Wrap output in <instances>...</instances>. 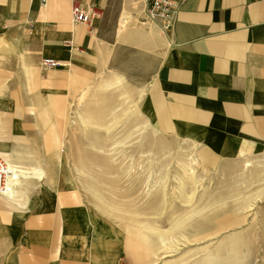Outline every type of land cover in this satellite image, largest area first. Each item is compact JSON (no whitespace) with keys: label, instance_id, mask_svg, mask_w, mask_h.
<instances>
[{"label":"crops","instance_id":"0c3cea01","mask_svg":"<svg viewBox=\"0 0 264 264\" xmlns=\"http://www.w3.org/2000/svg\"><path fill=\"white\" fill-rule=\"evenodd\" d=\"M78 1L102 12L93 27L73 22ZM134 1L0 0V156L15 175L0 194V264H137L125 231L80 200L63 135L79 87L117 48H165L146 110L204 165L264 157V0H186L168 33L142 23Z\"/></svg>","mask_w":264,"mask_h":264},{"label":"rangeland","instance_id":"374dc122","mask_svg":"<svg viewBox=\"0 0 264 264\" xmlns=\"http://www.w3.org/2000/svg\"><path fill=\"white\" fill-rule=\"evenodd\" d=\"M164 50L117 48L79 87L63 134L79 198L125 231L137 264H264V157L207 166L192 141L160 131L144 97Z\"/></svg>","mask_w":264,"mask_h":264},{"label":"built area","instance_id":"2783aa9c","mask_svg":"<svg viewBox=\"0 0 264 264\" xmlns=\"http://www.w3.org/2000/svg\"><path fill=\"white\" fill-rule=\"evenodd\" d=\"M144 8L139 20L146 25L159 24L164 33L173 29L180 9L186 0H139ZM47 0H42L45 5ZM102 16V12L92 6H83L80 1L73 4V22L93 27L94 21ZM41 65L44 68H54L62 66L56 59L43 58ZM22 172H20L21 174ZM14 175V168L8 161L0 156V194L11 191V181Z\"/></svg>","mask_w":264,"mask_h":264},{"label":"bare ground","instance_id":"6f19581e","mask_svg":"<svg viewBox=\"0 0 264 264\" xmlns=\"http://www.w3.org/2000/svg\"><path fill=\"white\" fill-rule=\"evenodd\" d=\"M132 1V4L134 5L133 7L134 8H136L137 9V6H138V4L134 1V0H131ZM135 2V3H134ZM143 11H144V8H143ZM129 15H131V10L130 9H128L127 7H125L124 9H123V12H122V16H121V21L122 22H124V20L126 19V18H128L129 17ZM131 17V16H130ZM156 24V23H155ZM157 25H159V24H157ZM160 26V25H159ZM124 27L125 26H123L122 25V30L124 29ZM116 83H119V79H117L115 82H113V83H111V85H114V84H116ZM115 87V86H114ZM89 88V87H88ZM88 88H86V89H84L82 92V96L83 97H85V95H86V93L88 92L87 91V89ZM85 122V121H84ZM86 122H88V121H86ZM111 126H109L108 125V127H106V133H108L109 135H110V132H111ZM112 133V132H111ZM112 136V135H111ZM120 144H121V142L120 141H118ZM117 143V142H116ZM117 144V145H120V144ZM114 145H115V143H114ZM121 147V146H120ZM119 147V148H120ZM117 146H115V147H113V148H111L110 149V152L108 153L103 147L102 148H100V150L104 153V154H106V155H115L116 154V151L119 149V148H117ZM115 153V154H114ZM118 154V153H117ZM115 157V156H114ZM113 157V158H114ZM116 159V158H115ZM117 160V159H116ZM247 165H249V163H247ZM181 187L182 188H186L185 186H186V181L184 180V181H182L181 182ZM181 188V189H182ZM93 190V189H92ZM91 190V191H92ZM183 191V190H182ZM96 193V192H95ZM12 195V194H11ZM12 197V196H11ZM190 201V199L189 200H187V202H189ZM103 211H105V210H103ZM175 229V228H174ZM158 234H159V236L162 238V240L164 241V236H165V233H162V232H158Z\"/></svg>","mask_w":264,"mask_h":264}]
</instances>
